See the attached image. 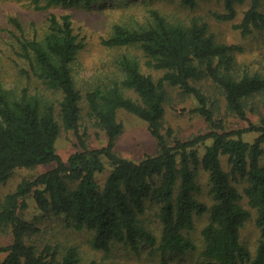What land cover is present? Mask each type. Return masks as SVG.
Returning <instances> with one entry per match:
<instances>
[{
	"label": "trees",
	"instance_id": "1",
	"mask_svg": "<svg viewBox=\"0 0 264 264\" xmlns=\"http://www.w3.org/2000/svg\"><path fill=\"white\" fill-rule=\"evenodd\" d=\"M31 1L36 8H46L90 5L96 0ZM180 1L189 7L196 4V0ZM244 2L248 7L234 27L242 35L261 29L264 0H223L224 10L213 16L219 21L232 20L236 5ZM10 20L23 31L16 18ZM16 39L18 55L26 64L21 73L54 95L59 93L60 98L32 93L26 85L8 87L0 80V231L12 234L10 244L0 245V254L6 253L0 264H81L75 245L55 242L41 247L31 241L38 228L23 216L28 196L40 211L63 218L66 227L91 231L89 244L95 251L107 253L122 244L137 252L149 246L159 252L157 264H169L175 252L194 250L216 264H264V117L254 124L247 116L253 108L251 98L264 92V72L237 63L239 45L218 40L204 19L193 17L183 23L151 9L145 23L114 24L103 43L136 45L144 64L162 75L155 79L142 71L137 57L121 55L117 67L122 75L82 95L71 65L83 42L69 14H50L41 36ZM204 78L223 96L226 109L247 121L248 127L230 130L215 118L212 107H218V98L210 103L196 85ZM168 87L193 95L198 104L194 111L207 121V132L182 139L164 126ZM82 101L87 116L104 131L106 143L90 148L79 135L80 147L63 159L55 142L62 128L78 131ZM119 109L147 123L156 141L154 153L132 160L116 152V139L123 130L117 119ZM246 130L258 132L253 141L244 139ZM223 155L228 171L221 164ZM51 163V168L2 194L1 186L15 169ZM108 168L100 182L97 174ZM203 175L209 201L200 198ZM242 182L241 193L237 184ZM242 194L256 210L255 223L261 232L253 252L240 239V229L250 216L240 202ZM202 215L207 222L198 246L190 232L195 227L194 216ZM89 264L105 263L91 259Z\"/></svg>",
	"mask_w": 264,
	"mask_h": 264
},
{
	"label": "rangeland",
	"instance_id": "2",
	"mask_svg": "<svg viewBox=\"0 0 264 264\" xmlns=\"http://www.w3.org/2000/svg\"><path fill=\"white\" fill-rule=\"evenodd\" d=\"M247 7L248 2L236 5L237 14L234 19L219 21L214 18L213 12L224 10L223 0H196L193 7L182 4L180 0H96L90 5L65 6L57 4L46 8H36L31 0H0V80L8 87L21 88L26 85L32 93L38 92L48 99L60 98L59 93L54 95L44 89L34 78L28 79L21 73V69L26 67V64L18 55V40L16 38L22 35L30 38L34 34L41 36L46 29L48 15L59 16L65 13L70 15L73 29L83 42V47L78 51L71 65L75 85L82 95L97 84L108 83L114 77L119 78L122 75L117 67V59L121 55L137 57L140 60L142 71L152 74L157 79L162 75V71L149 69L144 64L142 52L136 45L107 46L103 43L114 24L137 26L145 23L151 9L158 10L170 20L183 23H188L193 17L204 19L218 40L241 47V50L235 54L237 63L246 65L250 71L264 72V25L261 29L246 35H242L240 30L234 27L241 20L243 11ZM260 9L264 12V3L261 4ZM11 18H16L20 22L23 31L11 22ZM196 85L208 95L209 102L212 98H218V107H212L213 114L216 119L222 120L227 129L242 130L248 127L247 121L226 109L223 96L209 79L204 78ZM167 91L169 99L164 117L165 127H171L175 135L182 139L209 130L205 118L194 111L198 104L193 95H183L177 87H168ZM128 94L134 96L130 91ZM250 102V107L253 108L247 112V116L250 122L257 124L264 117V92L253 96ZM81 107L78 131L62 128L56 139V151L63 159L80 147L79 135L84 137L86 145L90 148H99L106 143L104 131L100 130L87 116L84 101L81 102ZM117 119L123 125V130L115 143V150L120 156L137 160L145 154L155 152L156 141L144 120L124 109L117 111ZM257 134V131L246 130L243 132V137L247 141H253ZM261 162L264 164V155ZM221 164L224 170H229L227 156H221ZM53 165L54 163L38 165L33 168L15 169L10 178L1 186L2 194L14 191L23 179L33 178ZM108 170L109 168L97 174L100 182L103 181ZM205 177L203 175L200 180L202 186L200 198L209 201L206 194ZM243 185V182L237 184L241 193ZM240 202L250 211L249 218L240 229V239L253 252L261 235L260 229L255 223L257 213L248 205L244 194H242ZM27 203V208L23 209V216L37 226L38 231L33 234L31 241L41 247L44 244L52 245L55 242H60L63 245H75L79 250L81 264H89L91 259L104 261L105 264H157L159 261V252L151 251L149 246H143L137 252L125 248L122 244L114 245L112 250L107 253L95 251L89 244L92 236L91 231L86 229L77 231L66 227L63 218L40 211L29 196ZM194 220L195 227L190 232V237L199 246L200 231L207 222V216H194ZM11 241V231H0V245L6 246ZM5 254V252L0 254V260ZM169 264L216 263L200 257L198 250H194L171 254Z\"/></svg>",
	"mask_w": 264,
	"mask_h": 264
}]
</instances>
